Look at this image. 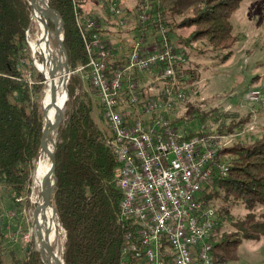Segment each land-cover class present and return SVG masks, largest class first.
I'll return each instance as SVG.
<instances>
[{
  "label": "trees",
  "instance_id": "1",
  "mask_svg": "<svg viewBox=\"0 0 264 264\" xmlns=\"http://www.w3.org/2000/svg\"><path fill=\"white\" fill-rule=\"evenodd\" d=\"M48 2L60 10L69 63L76 70L89 61L79 27L81 1ZM239 2L208 0L197 14L173 24L172 28L177 24H195L196 36L207 37L213 46L227 47L234 39L230 16ZM31 13L30 0H0V184L16 195L29 193L31 169L40 150L43 127V74L38 70L37 79H32L22 69L24 58L31 52L26 35L32 24ZM159 22L163 21L157 19L155 27ZM148 24L143 25L145 31ZM123 58L111 65L123 63ZM190 73L193 71L184 64L177 68L180 80L185 75L189 78ZM68 90L64 119L56 134L57 181L52 193L57 220L66 231L65 264H119L124 234L131 223L120 212L122 193L115 184L120 161L112 143V132L99 99L97 103L91 95L94 89L90 92L86 88L81 72L70 75ZM95 106H99V117L105 120L106 127L94 117ZM192 110L190 107L189 111ZM196 133L205 134L188 132ZM227 154L232 156L227 173L218 176L206 193L208 201L220 197L225 204L218 209L217 229L224 219L231 217L229 205L242 202L248 212L234 222L235 231L217 238L213 264L236 259L243 238L264 235V213L256 212L259 206L264 207V132L250 143L220 149L221 159ZM12 264L45 263L39 251L32 248L22 258L13 256Z\"/></svg>",
  "mask_w": 264,
  "mask_h": 264
},
{
  "label": "built area",
  "instance_id": "2",
  "mask_svg": "<svg viewBox=\"0 0 264 264\" xmlns=\"http://www.w3.org/2000/svg\"><path fill=\"white\" fill-rule=\"evenodd\" d=\"M107 8L125 23L120 1L109 0ZM147 20L140 14L139 35L123 63L112 66L116 49L100 33L98 17L79 19L89 61L74 71L91 84L111 129L120 161L115 178L120 212L131 223L119 264H208L219 219L206 193L229 163L211 137L178 131L164 115L173 107V91L181 89L177 68L186 58L163 28L160 43L148 44ZM176 97L183 99L184 93L179 90Z\"/></svg>",
  "mask_w": 264,
  "mask_h": 264
},
{
  "label": "rangeland",
  "instance_id": "3",
  "mask_svg": "<svg viewBox=\"0 0 264 264\" xmlns=\"http://www.w3.org/2000/svg\"><path fill=\"white\" fill-rule=\"evenodd\" d=\"M80 1L84 4L81 7L80 18L83 19L84 16L89 15L96 17L89 7L95 0ZM108 1L103 0L102 6L106 7ZM118 1H121L126 10L125 23L123 25L112 24L115 29L110 28L113 33H110L109 37L115 39L114 30L121 33L122 37H126L120 40L123 45L121 55L124 59L135 37L133 31L139 27V16L146 14L148 16L146 24L150 23L146 31L147 43L159 44L160 37L165 31L164 34L175 45L176 51L186 58L183 63L185 68L193 71V74H188L189 78L185 75L182 83L179 84L181 88L179 90L184 93L183 99L176 97L179 90L175 89L172 93L173 107L164 113L178 131H204L205 134H196L211 137L215 146L220 149L239 143H250L262 135L264 132V0H240L238 7L230 16L231 33L234 39L227 47L213 46L207 37L196 36L197 26L195 24L184 26H177V24L172 28L173 24L181 23L197 14L198 9L207 4L208 0ZM32 15V24L26 31L28 40L35 37L37 33V25ZM102 15L98 19L107 22V12L106 16L105 13ZM159 18L163 22H159V26L155 27V21ZM50 28L53 31L54 24ZM136 32L139 35L138 30ZM33 64L34 56L31 49L30 54L23 60L22 69L28 78L37 79L38 69ZM131 71L135 75L139 74L143 81L148 79L146 72H137V69ZM42 82L44 86L41 97L43 98L46 84L44 79ZM84 83L90 91L92 87L86 80ZM91 95L98 103L95 91ZM190 107L193 108L192 111H189ZM99 112V106H95L94 117L102 127H106L105 120L99 117ZM231 157L227 154L223 159L229 163ZM33 168L29 188L32 183ZM29 194L30 190L28 194L22 195L10 193L0 184V258L2 264H12L13 256L22 258L29 249L34 248L39 251V245L29 233L30 212L34 206ZM209 200L216 207L218 215L219 207L222 204L225 205L223 200L220 197H213ZM25 207H28L27 210ZM229 207L231 217L224 219L221 228L216 230V239L224 233L235 231L234 222L248 212L242 202L233 203ZM256 212L263 214L264 207L259 206ZM218 219H220L219 216ZM60 228L62 231L58 236V245L62 253L65 249L66 231L61 225ZM224 264H264V235L256 239L243 238L238 249V257Z\"/></svg>",
  "mask_w": 264,
  "mask_h": 264
},
{
  "label": "bare ground",
  "instance_id": "4",
  "mask_svg": "<svg viewBox=\"0 0 264 264\" xmlns=\"http://www.w3.org/2000/svg\"><path fill=\"white\" fill-rule=\"evenodd\" d=\"M46 1L47 0H37L40 6V11L38 12L37 15L38 16L40 15L43 18V22L41 23L42 28L40 34L39 32H37L35 37L28 40L33 52L34 64L37 67V69L43 74L44 82L46 84L44 88L43 98L41 97L43 104L45 102L47 103L50 101L49 82H51L52 80V78L50 77L51 74L50 61L52 59V52L54 50L57 51V57L55 59L56 69L54 74L56 97L59 101H63L66 98V92L64 90V83L66 81L65 55L59 43V39L62 37V24H61V20L59 18H56L55 11L51 8H48L45 5ZM50 21H54L56 26L55 31L54 29L53 31L51 29L49 32L47 31L46 23ZM49 104H51V108L49 115L46 116V120H45L48 125L52 123V121L55 119L58 113V108L56 107V105L52 102ZM51 162H52V148L51 145L48 143L42 149L40 156L35 160L33 173H32V183L30 184V188H29L30 189L29 198L31 202L34 204L30 212L31 223L29 224V233L30 236L37 242L39 248H41L43 244H47L51 248H54L56 246L55 235H57L58 237L60 232L62 231L60 226L56 224V221L52 220V210L50 208L47 209L48 222L47 224H44L45 209L44 207H41V203H43V201L45 203V198H42L40 196V190L44 185V176L47 173V171L50 169ZM52 187H53V178H51L48 183V189H49L48 193H50ZM42 256L45 258V260H47V262H51L52 258L50 251L47 250L46 248H43ZM208 264H213V260L208 262Z\"/></svg>",
  "mask_w": 264,
  "mask_h": 264
},
{
  "label": "water",
  "instance_id": "5",
  "mask_svg": "<svg viewBox=\"0 0 264 264\" xmlns=\"http://www.w3.org/2000/svg\"><path fill=\"white\" fill-rule=\"evenodd\" d=\"M30 4L32 6V19L36 22L37 25V32H41V23L43 22V18L38 14V12L40 11V6L37 2V0H30ZM48 8H51L55 11L56 14V18H59L61 20V24H62V37L59 39V43H60V47L64 52L65 55V69H66V81L64 83V90L66 92V98L63 101H59L56 97V86H55V59L57 57V51H53L52 52V59L50 61V67H51V74L50 77L52 78L51 82H49V102H45L43 104V117H44V124L42 127V132H41V136H40V150L38 153L37 158L40 156L42 149L49 143L51 145L52 148V162H51V167L50 169L47 171V173L44 176V185L42 186L41 190H40V196L42 198H45V203L43 201V203H41V207H44L45 209V221L44 224H47L48 220H47V209L50 208L52 210V220L56 221V224L58 226H60L57 217H58V212L57 209L55 207V205L52 202V193L54 191V188L56 186V181H57V177H56V162H57V144H56V134H57V130L59 125L61 124V122L63 121L64 115H65V110H64V104L66 99L68 98L69 95V91H68V80L70 78V75L74 72V70L72 69V66L69 63V57H68V52L66 49V46L64 44V22L62 19V15L60 13V10L57 7H54L52 5L49 4L48 0L46 1L45 4ZM54 24V31L56 29L55 23L54 21H50ZM50 22L46 23V29L49 32L50 31ZM54 103L56 105V107L58 108V113L55 117V119L52 121V123L50 125H48L46 123V116L49 115L50 112V108H51V104L49 103ZM36 158V159H37ZM53 178V187L52 190L49 192L48 189V183L50 181V179ZM44 226V225H43ZM55 243L56 246L54 248H51L50 246H48L47 244H43L41 248H39V254L40 257L42 259V261L45 264H65V259H64V250L62 251V253H60L59 251V242H58V237L57 235H55ZM43 248H46L47 250L50 251L51 254V262H47V260H45V258L42 256L43 254Z\"/></svg>",
  "mask_w": 264,
  "mask_h": 264
},
{
  "label": "crops",
  "instance_id": "6",
  "mask_svg": "<svg viewBox=\"0 0 264 264\" xmlns=\"http://www.w3.org/2000/svg\"><path fill=\"white\" fill-rule=\"evenodd\" d=\"M102 1L103 0H95V2H93L92 5L89 6L90 7V11L94 12L93 15H95L98 18L100 16H103L102 15L103 13H105V16H106V12H107V14H108V16L106 17L107 18V22H105V20L103 21V19H100L99 20V23H100L99 30H100V33L102 34V36L105 39H107L113 45L114 49H116L115 56H114V62H118V60L122 61L123 55H121V49H122L123 45L120 42V40H123L126 37L125 36L122 37L121 33L115 32V30H114L115 39H110L109 35H110V33H113V32L110 31L111 30L110 28H114L112 24H119V23L117 21V18L109 13L107 6L106 7L102 6V4H103ZM83 6H84V4L81 3V7H83ZM136 30H138V32H139V29L135 28V30H134L135 32L133 31L134 36H135L134 39L138 35ZM117 39H118V41H117ZM134 39L132 40L131 44L133 43ZM131 44H130V46H131Z\"/></svg>",
  "mask_w": 264,
  "mask_h": 264
}]
</instances>
